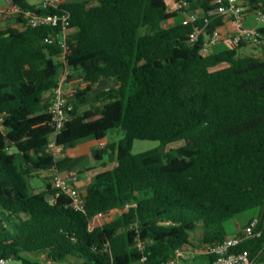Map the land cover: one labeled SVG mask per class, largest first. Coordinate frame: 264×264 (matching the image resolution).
<instances>
[{"label": "trees", "instance_id": "1", "mask_svg": "<svg viewBox=\"0 0 264 264\" xmlns=\"http://www.w3.org/2000/svg\"><path fill=\"white\" fill-rule=\"evenodd\" d=\"M189 1L194 10H209L210 0ZM239 1L264 14V0ZM14 2L48 12L28 0ZM65 8L74 29L68 64L88 85L57 137L45 98L61 72L60 50L43 43L53 30L21 27L22 19L0 25V257L19 264H40L27 256L46 264H168L179 248L230 236L226 223L247 211L259 209L263 218L264 60L240 56L245 44L207 54L206 37L191 45L193 26L178 21L166 0H77ZM223 25L217 18L211 29ZM258 32L264 37V26ZM102 78L117 86L93 93ZM114 130L124 138L96 158L112 150L117 165L95 176L84 211L48 183L31 189L34 171L49 179L70 162L66 149L104 141ZM54 140L59 158L48 151ZM136 140L161 146L134 154ZM175 143L183 145L165 152ZM18 154L27 165L22 173ZM114 211V219L91 228L97 215ZM199 228L196 243L191 235ZM238 250L264 263V237ZM200 257L213 264V257Z\"/></svg>", "mask_w": 264, "mask_h": 264}, {"label": "built area", "instance_id": "2", "mask_svg": "<svg viewBox=\"0 0 264 264\" xmlns=\"http://www.w3.org/2000/svg\"><path fill=\"white\" fill-rule=\"evenodd\" d=\"M4 1L6 7L0 10V20L4 18L14 21L22 19L25 22L18 23L21 27H49L53 30V33L44 38L43 43L56 46L60 50L57 61L61 65V72L57 85L46 92L45 98L49 104L51 125L55 130L54 137H57L72 119L73 103L78 91L88 84L82 77L74 75L68 64L69 38L74 29L71 27V14L65 8L67 0H42L38 8L47 10V13L25 9L16 4L14 0ZM166 2L170 12H178L182 15L184 25L193 26V31L189 36L191 45L197 44L202 36L206 37L204 45L206 54L208 50H212L220 43H224L229 49L237 48L242 44L253 45L259 47L264 54V37L259 34L258 29L247 28L245 25V20L251 14L255 15L257 21L264 22V14L250 10L239 0H210L209 10L206 12L194 10L189 0H166ZM217 18H221L223 24L228 21L232 22L238 33L224 35L221 31L223 26L212 30L211 24ZM3 122V117H0V128ZM48 151L55 158L62 155V148L57 146L56 140L49 145ZM50 175L53 188L66 195L74 209L84 211L86 193L79 187L78 174L64 175L58 168H54ZM126 208H129V205ZM107 216L97 215L91 222V228L101 224ZM262 237H264V217H256L242 231L230 235L218 243L202 248H179L168 264H183L202 255L213 257V264H264L258 263L256 259L252 258L248 250H238L245 241ZM143 261L145 258L142 259ZM0 264L19 263L14 257H0Z\"/></svg>", "mask_w": 264, "mask_h": 264}, {"label": "crops", "instance_id": "3", "mask_svg": "<svg viewBox=\"0 0 264 264\" xmlns=\"http://www.w3.org/2000/svg\"><path fill=\"white\" fill-rule=\"evenodd\" d=\"M28 1L31 4L36 5V6H39L42 3V0H39L37 2H35V0H28ZM67 1L73 2L77 0H67ZM5 7H6V2L4 0H0V10H3ZM196 10L199 12L202 11L201 8H198ZM181 16L182 15H180L179 17ZM250 17H255V15L253 14L249 15L246 20H248ZM182 18L183 17H181V19ZM175 21L176 20H171L169 22L173 24ZM12 23H15V21L10 18H4L0 20V25H3L5 27H7L8 25H11ZM252 28L258 29L259 27L254 26ZM221 31L224 35H235L238 33L234 24L229 21L224 23L223 27L221 28ZM220 46H225V45L224 43H220L216 47H220ZM239 55L242 57L255 56V57H258L264 60V54L262 50L259 47L253 46V45H244L243 48L239 49ZM87 85H85L84 87H86ZM115 86H117V81L115 79L102 78L99 81V83L93 87L92 92L100 94ZM100 104H101L100 101L95 103V105H100ZM91 105L92 103H87L86 105L82 106L81 112L89 109ZM112 134L113 132H111L104 141H98L94 139L87 140L85 142L78 144L74 148L66 149L64 153L65 156L70 158V162L67 164L65 169L62 170V173L64 175H68L71 173L78 174L79 187L85 193L87 189L91 186L93 179L98 173L103 172L105 170L115 168L117 165L116 152L112 150H108L107 152H105L101 160H98L96 158L99 151L106 150L107 145L117 144L115 142V136ZM92 158L94 159L93 162H92ZM48 177H51V175L48 174ZM45 178L46 177L44 176L43 179ZM36 190L42 191L43 189H36ZM113 213L117 214L118 211H114ZM261 214H262V211L258 209V213H254L253 215L248 216V217H240L239 215L238 217H236L238 219H236V221L233 223V226L229 229L227 228L228 233L230 235H234L242 231L253 218L260 217ZM205 261L206 259L198 256L193 260L184 262L183 264H204Z\"/></svg>", "mask_w": 264, "mask_h": 264}, {"label": "rangeland", "instance_id": "4", "mask_svg": "<svg viewBox=\"0 0 264 264\" xmlns=\"http://www.w3.org/2000/svg\"><path fill=\"white\" fill-rule=\"evenodd\" d=\"M37 1H39V0H35V2H37ZM181 17L178 18V21L181 20ZM170 24H171L170 22L167 23V25H170ZM245 25L247 28H252L254 26L262 27V26H264V22L263 21H257L255 19V17H250L248 20H245ZM243 47H244V45L241 48H243ZM212 50H215V49H212ZM112 135L115 136V142L116 143H119V141L124 138V133L120 130H114ZM182 145H183V143L171 144V145L167 146L164 150H165V152H169L171 149L179 148ZM160 146H161V144L159 141L136 140L133 144V153L134 154L143 153L146 151L157 149ZM93 161H94V159L92 158V162ZM16 164L18 166L20 173L23 172V168H27V165L24 164V160H23V157L21 156V154H18L17 159H16ZM112 169H110V170H112ZM43 178L44 177L39 176L38 172L34 171V175L30 178L31 179V189H44L46 187L47 183L43 181ZM254 213H258V209L247 211V212L241 214L240 217H248V216L253 215ZM118 214H119V212L117 214L112 213L111 215L107 216V219H114ZM236 219H238V218H233L230 221H228L226 223V227L228 229L231 228L233 226V223L236 221ZM191 236H192V240H194V242L201 243L202 229L199 228L194 233H192ZM26 258L30 261H33V262H39L40 264H46L47 263L46 259L45 260L43 259V261H41V260H38L37 258L31 257V256H27Z\"/></svg>", "mask_w": 264, "mask_h": 264}, {"label": "water", "instance_id": "5", "mask_svg": "<svg viewBox=\"0 0 264 264\" xmlns=\"http://www.w3.org/2000/svg\"><path fill=\"white\" fill-rule=\"evenodd\" d=\"M11 153H13V152L11 151ZM59 160H61V158H60ZM43 181L48 183V185H47V189H48V190H51V189L53 188V185H52V183H51V179H43ZM46 196L48 197V198H47L48 201H52V200L54 199L53 196H50V197H49V194H47Z\"/></svg>", "mask_w": 264, "mask_h": 264}, {"label": "flooded vegetation", "instance_id": "6", "mask_svg": "<svg viewBox=\"0 0 264 264\" xmlns=\"http://www.w3.org/2000/svg\"><path fill=\"white\" fill-rule=\"evenodd\" d=\"M49 179L51 178V177H48Z\"/></svg>", "mask_w": 264, "mask_h": 264}]
</instances>
